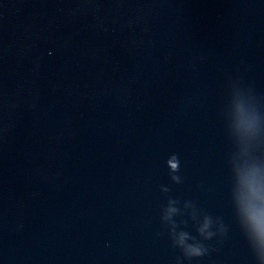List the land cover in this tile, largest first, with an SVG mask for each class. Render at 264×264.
I'll use <instances>...</instances> for the list:
<instances>
[{"label":"water","instance_id":"95a60500","mask_svg":"<svg viewBox=\"0 0 264 264\" xmlns=\"http://www.w3.org/2000/svg\"><path fill=\"white\" fill-rule=\"evenodd\" d=\"M0 264H264V0H137Z\"/></svg>","mask_w":264,"mask_h":264},{"label":"clouds","instance_id":"9594fccd","mask_svg":"<svg viewBox=\"0 0 264 264\" xmlns=\"http://www.w3.org/2000/svg\"><path fill=\"white\" fill-rule=\"evenodd\" d=\"M248 188L250 193L255 197L258 195V188L256 187V181L254 179V176L249 179L248 181Z\"/></svg>","mask_w":264,"mask_h":264}]
</instances>
